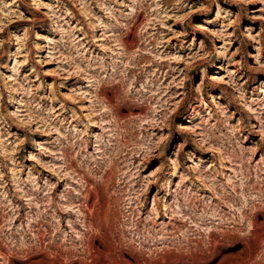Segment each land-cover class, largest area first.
I'll return each mask as SVG.
<instances>
[{
    "label": "rangeland",
    "instance_id": "1",
    "mask_svg": "<svg viewBox=\"0 0 264 264\" xmlns=\"http://www.w3.org/2000/svg\"><path fill=\"white\" fill-rule=\"evenodd\" d=\"M85 179L111 254L264 264V0H0V264H92Z\"/></svg>",
    "mask_w": 264,
    "mask_h": 264
},
{
    "label": "bare ground",
    "instance_id": "2",
    "mask_svg": "<svg viewBox=\"0 0 264 264\" xmlns=\"http://www.w3.org/2000/svg\"><path fill=\"white\" fill-rule=\"evenodd\" d=\"M248 36H246V37H248ZM132 40H130V41H132ZM130 41L127 43L129 45L131 43L133 44V42H130ZM150 43H151V41H150ZM150 45H152V43ZM145 57L146 56L141 55L138 57V60H142ZM166 77H167V75H166ZM201 89H202V86L200 87V90ZM100 94L107 97L104 88H102L100 90ZM187 128H189V127H185L183 129L188 130ZM181 145H182L181 149L184 148L185 141H183ZM163 169L164 168L162 167V169L159 170L160 175L162 174L161 172L163 171ZM160 180H161V177L160 178L158 177V178H155V181L152 182L155 187L160 188V185H159ZM86 184H87V188L85 189L84 193L82 194V196L78 200H76L78 203H72L71 202L70 206H73V204H75L74 207H77V211L81 212V214H82V218H83L82 222H83L84 227L86 228L85 230L87 231V233H88V231H90V233L92 235V237L90 235L91 240L89 241V243L87 245L90 250H93L96 252V255L92 256V258L90 257L92 259V262H93L92 264H95L97 262H100L101 264H106V263H108V264H136V263H138L139 259L133 253H130V258H127V256L125 254L114 255V254L110 253L109 241L103 239L100 234H101V230H103L101 228L104 225H108L110 223V219L113 218L112 217L113 212L111 209L112 208L111 203L109 200H107L103 190H99L98 188H96L89 180H86ZM159 190L161 191V189H159ZM156 201H157V199L155 200V202ZM231 202L234 204H238V199H235V198L231 199ZM187 206L189 209H194V211H196V209H197L195 207V203L192 201H187ZM249 206H251V205H248V207ZM166 212H168V210ZM66 214L70 215L72 213H71V211H69ZM173 214H174V212H173ZM191 223H194V222H191ZM251 226H252L253 231H255L257 228L264 227V221L261 222L260 220L257 219L256 221L252 222ZM35 231L36 230H33V232H35ZM168 235H172V234H168ZM231 235H233V234H231ZM33 236H34V240H35V245L34 246L31 245L32 247H30V249H27L26 250L27 252H25V253L29 254L35 250L36 252L35 251L34 252L36 255H38L41 258L44 257L45 259H48V257H50V254H48L49 251H47L45 249V247L43 248V242H44L45 234L41 233L38 230L37 234H34ZM211 237H213V243H214V249H215L218 246L217 245L218 241L215 240V234L212 233ZM96 241L98 243H96ZM164 243H166V242L164 241L161 244H164ZM102 247H106L107 250L106 251L102 250ZM13 251L14 250H12L11 248H10V250H8L7 248H4L2 246V244L0 243V258L8 260V262H9V257L14 256V254H15ZM214 251L211 253L212 257H215ZM20 253H22V252H20ZM91 254H93V253H91ZM25 257L27 259V255ZM225 259H226V257H225ZM161 260L163 261L164 264H190L187 260L185 261V260H183V258H177V257L172 259L170 257L165 256V257H161ZM70 264H74V263L71 262Z\"/></svg>",
    "mask_w": 264,
    "mask_h": 264
}]
</instances>
